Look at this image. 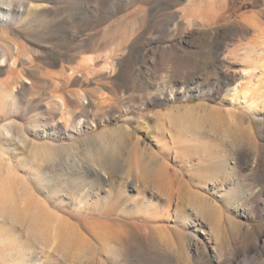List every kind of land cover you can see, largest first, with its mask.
I'll return each mask as SVG.
<instances>
[{"label":"rangeland","instance_id":"obj_1","mask_svg":"<svg viewBox=\"0 0 264 264\" xmlns=\"http://www.w3.org/2000/svg\"><path fill=\"white\" fill-rule=\"evenodd\" d=\"M27 1L11 2L24 21L0 27V48L16 61L0 69L11 250L0 263L154 264L149 253L192 264L187 244L206 253L205 230L221 252L241 253L226 264H262L264 253L245 254L246 235L225 221L264 225L253 161L239 192L257 198L254 219L226 202L228 181L217 191L203 164L230 130L264 161V0ZM118 131L127 144L110 138ZM132 142L143 158L130 155Z\"/></svg>","mask_w":264,"mask_h":264},{"label":"bare ground","instance_id":"obj_2","mask_svg":"<svg viewBox=\"0 0 264 264\" xmlns=\"http://www.w3.org/2000/svg\"><path fill=\"white\" fill-rule=\"evenodd\" d=\"M11 2H12V0H0V27H2V28L5 27L6 25H9L10 23H13V22H16V21L17 22L18 21L22 22V21H24V19L26 17L24 9L22 10V12L13 13V7H12ZM27 3L29 5V0L27 1ZM202 15H204V14H202ZM262 41H264V40H262ZM262 46H263V44H262ZM246 48H249V47H246ZM256 50L258 51V47H253L251 49L252 52H257ZM262 54L263 53L261 52V54H259L261 57L258 56L257 59L260 58L258 63H259L260 69L264 73V63H263V59H264L263 55L264 54L263 55ZM261 58H263V59L261 60ZM15 63H16L15 57L13 55L9 54L6 50H2V48H0V69L2 68V66H6L7 67L10 64L11 65H15ZM21 83H22V81H21ZM1 85H0V105L2 103L4 94H5V90L3 88H1ZM159 114H161V113H159ZM149 119L150 118H148V117H145V116L142 117L141 116V120H139L140 121L139 125L141 127H143L144 129L148 130L150 128V124H149L150 120ZM125 120H127V119H125ZM5 126L2 127V125H1L0 131H1L2 135L5 134L4 133V129H3ZM119 129H122V128L117 127L115 131H117ZM120 131L113 132L112 134H110L111 135L110 138L116 140L119 144L125 142L124 137H122V133H120ZM113 134L115 135L114 137H112ZM225 134L227 135L226 143L224 142L225 144L223 143V145H222L221 143H218L219 145L217 144L213 148L212 147L211 148L207 147L209 149V150L207 149V151H206L207 152V157H210L211 161H210V164L209 163L208 164L207 163L203 164V167H204V169L205 168L207 169V167H209V166H211V168L213 167L214 173L212 172L211 177L213 178V180L216 183V190L217 191H221L222 183L224 181H228V184H229L230 188H228L229 190H227V192H226L227 195H228L227 196L228 199L226 200V202L228 201V203L231 204V205H232V203L237 204L238 207H236V210H237L238 213H240L241 215H244L245 217H248V218H253V217L260 218L261 215L258 212L259 210H258L257 198H255L254 196H253L254 198H252V197L248 198L246 196V193L239 192V190L242 187L241 167L243 165L251 164V162L253 161L252 163H254L253 164L254 169H253L252 173L250 174L251 175V182L255 183L257 181H264V161L262 159H260L257 155L256 156L253 155V153L247 147L246 138H245L244 133H242L240 131H237V130H233V131L230 130V131L226 132ZM178 136H176L175 139L176 138H180V136L179 137ZM216 138L218 139V137H216ZM212 139H213V137H212ZM125 143L127 144V142H125ZM174 143H176L175 140H174ZM183 144L184 145H182V146H184V147L187 146L186 143H183ZM0 145L2 146V149H3L4 136L0 139ZM206 152H204V153H206ZM130 155L134 156L135 158H139V159L143 158V152H142V150L140 148H138L137 142H132L131 143V145H130ZM153 156L155 158L154 159L155 164L159 165L158 164V159H157L158 156L155 153H152L151 157L153 158ZM1 162H3V151L0 150V163ZM103 164H105V163H103ZM200 166H202V165H200ZM165 168H167V164H166ZM202 168L200 167V169H202ZM203 171H205V170H203ZM210 171H211V169H210ZM2 173H3V165L0 166V187L1 188H2L3 183H4L2 181V178H3ZM121 173H123V172H121ZM55 178L56 177L54 176V180H55ZM230 180H231V182H230ZM68 189H69V187H68ZM1 192H2V190H1ZM139 193H143V190H139ZM249 196H251V195H249ZM212 198L215 199L214 197H212ZM206 199H208V198H206ZM249 199H250L251 204L249 205V207H246V203H247V201ZM169 202H170V200H169ZM202 203H204V202H202ZM3 205H2V207H0V256L5 254V252L11 251L10 250V246H7L8 242L6 241L7 240V234H6L5 226H6V223H7L8 220L6 219V216H5V213H4V210H3V207H4ZM196 205H197V209L200 212V216H202L203 219L205 217L206 218H210V219L212 218V212L209 211V205H207V204L204 205V204H201V203H196L195 206ZM220 205L221 204H218V205L215 204L214 206H215V208H218V210L221 211V209H222V211H223V208H221ZM5 207H6V205H5ZM215 210L217 211V209H215ZM220 211H218V212H220ZM201 220H202V218H201ZM225 221H226V223L228 225V228L230 229L229 232H233L234 234L235 233L236 234L243 233V234L246 235V243L244 245L245 254H247V253L251 254V252H254L257 255H261V254L264 253V225H262V224L243 223L240 220H238L236 216H229V217L226 218ZM201 229H204V228L201 227ZM203 233H204V235H203V237L200 238V240L201 241L205 240L207 242V244H206L207 252L206 253H201L198 250V247H197V242L198 241L196 239H195V241L194 240L193 241L190 240L188 242V244H187V249H189V256L192 259V262H191L192 264H226V263H230L232 260L238 261L239 257L241 256V253L239 251H233L232 250L230 253L229 252L228 253L221 252L222 249L220 250L217 247L215 248L214 245H211V243H210L211 239H210L209 235H207L205 230H204ZM206 249H205V251H206ZM18 251L20 252V250H18ZM148 254L149 253L143 255V258H144V260L146 262H150V263H154V264H163L164 261H165L164 258L162 259V258H159L157 256H152L150 254H149V258H148L147 257ZM184 256H186V255H184ZM189 256H187V257H189ZM224 261H226V262H224ZM0 264H2V263H0ZM17 264H19V263H17ZM262 264H264V262H262Z\"/></svg>","mask_w":264,"mask_h":264}]
</instances>
